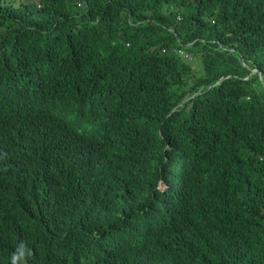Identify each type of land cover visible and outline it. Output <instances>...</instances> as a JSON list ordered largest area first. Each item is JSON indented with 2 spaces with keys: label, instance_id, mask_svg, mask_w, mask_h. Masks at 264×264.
Instances as JSON below:
<instances>
[{
  "label": "trees",
  "instance_id": "16d2710c",
  "mask_svg": "<svg viewBox=\"0 0 264 264\" xmlns=\"http://www.w3.org/2000/svg\"><path fill=\"white\" fill-rule=\"evenodd\" d=\"M0 264H264V0H0Z\"/></svg>",
  "mask_w": 264,
  "mask_h": 264
},
{
  "label": "rangeland",
  "instance_id": "374dc122",
  "mask_svg": "<svg viewBox=\"0 0 264 264\" xmlns=\"http://www.w3.org/2000/svg\"><path fill=\"white\" fill-rule=\"evenodd\" d=\"M192 55L193 57H189V58H192L190 59V62L193 64V68L196 71V73L199 74L203 68L202 58L200 55H197V54L194 55L192 53ZM261 86H262L261 83L256 84V87L258 89H261Z\"/></svg>",
  "mask_w": 264,
  "mask_h": 264
},
{
  "label": "built area",
  "instance_id": "2783aa9c",
  "mask_svg": "<svg viewBox=\"0 0 264 264\" xmlns=\"http://www.w3.org/2000/svg\"><path fill=\"white\" fill-rule=\"evenodd\" d=\"M181 53H184L183 51H181Z\"/></svg>",
  "mask_w": 264,
  "mask_h": 264
}]
</instances>
